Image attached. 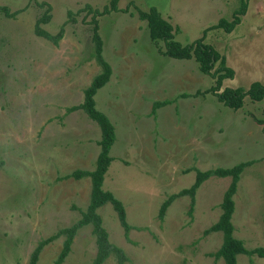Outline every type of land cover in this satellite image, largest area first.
I'll return each instance as SVG.
<instances>
[{"label":"rangeland","instance_id":"obj_1","mask_svg":"<svg viewBox=\"0 0 264 264\" xmlns=\"http://www.w3.org/2000/svg\"><path fill=\"white\" fill-rule=\"evenodd\" d=\"M246 1L229 32L205 28L221 16L230 19L238 0H117L116 10L95 16L101 56L111 70L93 94L94 106L115 134L101 186L121 201L130 227L125 233L109 201L96 213L108 241L122 251V264H226L211 254L221 231L202 230L220 212L229 175L203 179L190 214L187 194L174 196L161 217L157 212L169 194L191 184L194 167L243 160L250 163L232 195V234L262 253H237L235 262L264 264V95H244L236 109L222 104L205 91L214 77L192 57L163 54L162 40L149 36L136 12L154 6L181 43L203 35L233 69L220 89L246 88L253 80L264 82V0ZM108 2L0 0L10 9L24 6L14 17L0 13V264H28L36 242L78 219L88 202L89 177L62 175L93 168L99 128L81 108L66 107L82 100L100 69L92 55L91 11L76 10ZM46 4L50 17L40 26L53 33L64 22L56 44L33 32ZM62 240L59 235L46 242L35 264H53ZM95 251L91 224H83L59 264H89ZM100 264H117L116 253L108 252Z\"/></svg>","mask_w":264,"mask_h":264},{"label":"trees","instance_id":"obj_2","mask_svg":"<svg viewBox=\"0 0 264 264\" xmlns=\"http://www.w3.org/2000/svg\"><path fill=\"white\" fill-rule=\"evenodd\" d=\"M116 1L109 0L108 4L102 5L101 9L93 8L88 3H85L82 7L78 8L76 12L81 9H85L86 12L91 11V35L90 38L93 44L92 55L95 61L99 64L100 69L96 72L87 86L83 89V98L77 104H72L66 107L67 111L72 109L81 108L87 116L94 120L99 128V138L96 140L98 145V152L94 159V166L91 169L75 168L62 175V177L71 176L73 178H80L83 176L89 177L90 189L88 202L85 209L81 212V216L69 225L58 227L53 233L46 237L40 238L29 254L28 264H35L38 253L42 246L53 239L56 236L63 235L62 246L57 253L53 264H59L69 250V244L72 241V236L76 232V229L86 223L91 224V232L94 235V241L96 244L95 254L89 264H100L105 256L110 251H114L117 256V264H122L124 255L119 247L111 244L107 239V232L101 225V219L96 208L106 201H109L116 212L119 223L121 224L124 232L128 230L130 224L125 219V211L123 204L117 199L109 190L103 189L101 184L103 180L104 172L106 171L112 156L109 154V149L114 141V128L109 118L100 110L94 106L93 94L95 90L104 84L110 74V65L101 56V38L97 31L96 15L108 12L109 10H116ZM38 4H44L43 1ZM247 6L246 0H238L237 6L232 10L230 19L225 17H219L217 21L206 27H220L224 31L229 32L235 24H237L241 15L244 14ZM23 7L10 9L6 4H0V13L8 17H14ZM49 5L46 4L45 9L41 15L35 18L33 23V32L36 35L42 36L53 44H56L58 39L62 36L63 24L59 25V28L50 33L40 26V23L46 22L50 15L48 13ZM137 16L146 21V27L149 36L152 39H161L163 43V49L161 52L175 58H190L192 57L197 62V68L204 73H207L214 77L213 83L210 84L205 91L212 92L216 99L222 104L236 109L241 106L244 95H247L250 99L258 100L264 95V82L258 80L251 81L246 88L241 86H224L220 89L221 81L224 77H232L233 69L225 64L224 55L219 53L213 46L202 40V36H198L189 42L181 43L173 37L170 23L164 19L159 11L154 6H149L146 10L137 8ZM68 19H73L70 16L71 11L67 10ZM216 62L215 67L214 63ZM213 68V69H212ZM167 102V100L154 101L153 106H157ZM250 163V160L238 161L230 166L214 167L201 170L194 167V177L191 184L187 187L179 189L175 193L169 194L162 200L158 208L157 215L162 216L164 210L170 200L181 194H187L189 196V205L187 212L191 213L192 205L194 202V191L199 183L211 174L216 175H229L230 180L222 192L221 200L219 203L220 212L214 222L205 227L202 232L208 233L210 231H221V242L219 246L212 251L211 254L221 256L226 264H236L235 258L237 253H252L257 250L262 253L261 248H246L242 244L241 240L234 237L232 234V223L230 216L233 210V198L232 195L236 189V183L239 178V174L243 167Z\"/></svg>","mask_w":264,"mask_h":264}]
</instances>
